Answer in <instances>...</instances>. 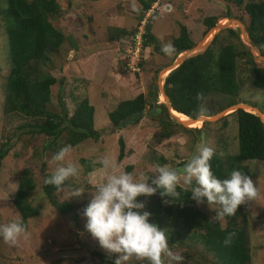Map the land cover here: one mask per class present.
Segmentation results:
<instances>
[{"label": "rangeland", "instance_id": "374dc122", "mask_svg": "<svg viewBox=\"0 0 264 264\" xmlns=\"http://www.w3.org/2000/svg\"><path fill=\"white\" fill-rule=\"evenodd\" d=\"M258 1L264 0H243V4ZM3 2L4 0H0V7ZM56 2L59 11L51 15L48 21L66 39L58 52L49 54V61L41 66L44 73L51 74L57 80L51 87L49 110L61 116L66 114L69 118L79 102L87 98L94 107V125L101 134L97 141L87 140L72 146L71 154L66 157L64 163H76L80 171L77 177L69 178L57 192L58 202L69 201L75 205V210L69 215L60 216L42 193L43 177L40 169L44 165L45 172L53 173L59 166L52 157L63 146L69 145L67 135L63 131L51 144L47 136L32 131L30 125L40 123L39 120L5 111V84L10 62L4 18L0 13V144L8 142L13 147L2 162L0 224L13 220L24 222L15 205V195L23 177L29 178L34 185L28 195L29 205L41 209L38 215L24 222L26 239L22 237L17 245L11 246L0 238V264H115L117 254H109L100 247L98 241L86 231V218L82 215L92 198L91 192L95 191L89 181L99 183L103 175L98 171L100 165H94L93 161L107 155L124 171L127 166H132L130 173L134 176L140 173L151 176L156 164L152 155L164 157L169 167L177 168L176 165L185 162L201 141L225 161L237 155V123L234 117L228 115L217 121L204 122L201 121L203 119H198L190 126L194 129L192 131L193 129H187L173 119L172 114L178 115L170 108L169 113L173 118L168 111L166 118L172 122V132L170 137L164 139L160 119L164 120L165 116L162 114L160 119L150 118L149 105L155 101L154 106L163 104L166 107L159 84L163 88L164 79L170 72L167 69L178 58L185 59L202 52L217 34L220 36L216 47L228 43L237 45L238 41L229 36L226 29L237 32L240 41L253 56L256 66L264 67V58L247 40V34L242 33L239 25L235 24V21L240 22L245 32L246 14L243 5L236 6L235 0H156L150 8L152 11L149 21L151 33L157 38V43L156 46L146 48L141 46L140 52L132 50L136 35L124 37L122 30H118L125 29L129 32L132 27L137 26L142 13L138 0H135L138 11L132 8L133 0ZM209 16L217 17L218 21L213 28L207 30L203 20ZM181 26L187 29L194 47L193 50H188L191 53L185 51L173 58V54L166 55L161 48L162 44L171 43L173 38L179 36ZM210 34L212 36L207 38ZM71 42H74L76 49L71 47ZM244 60L239 61V78L243 84L239 85L238 95L233 100L238 103L236 105H256L254 108L264 118V90L252 87L246 73L248 65ZM139 94L145 95L147 106L137 124H127L122 129L111 132L108 113L121 101L133 99ZM231 100L232 98L224 95L211 94L204 106L213 115L204 117L212 118L232 109L229 106ZM187 121L192 120L187 118ZM66 124L65 122L64 126ZM119 138L125 146L124 158L120 161L117 159ZM88 162L93 166L91 172L86 171ZM240 166L256 181L261 193L260 199L242 206L248 222L250 264H264V162L244 161ZM180 187L184 188L183 185ZM76 189L84 193L74 196ZM194 202L210 220H213L216 210L220 209L217 204L209 206L207 201L202 204ZM215 221L220 228H225L227 224V218ZM172 250L184 257L182 264H204L211 262L213 258L211 254L205 253L202 246L192 245L189 241ZM125 264H147V261L132 258Z\"/></svg>", "mask_w": 264, "mask_h": 264}, {"label": "trees", "instance_id": "16d2710c", "mask_svg": "<svg viewBox=\"0 0 264 264\" xmlns=\"http://www.w3.org/2000/svg\"><path fill=\"white\" fill-rule=\"evenodd\" d=\"M138 2L142 13L137 20V26L132 27L129 32L125 29H118L122 30L121 34L124 37L136 35L141 22L145 19L146 12L156 0H138ZM234 3L236 6L243 5L247 19L246 34L259 54L264 57V1L243 4V0H235ZM58 11L59 5L56 0H4L0 7V13L4 18L10 62L5 84V111L7 113L17 112L31 120H39L40 123L30 125V127L35 134L47 136L51 144L65 131L69 145L77 146L87 140L97 141L101 133L94 125V107L87 98L79 102L69 118L66 114L61 116L49 110L51 87L56 84L57 80L51 74L44 73L41 66L49 61V54L58 52L66 39L63 33L48 21V18L57 14ZM149 19L147 18L143 25L142 48L156 46L157 43V38L151 33ZM217 21V17L209 16L203 20V25L209 30L216 25ZM226 32L238 41L237 45L228 43L216 47L220 36L217 34L212 43L202 52L185 58L165 77L164 93L169 99L170 107L180 118L190 120L198 118L196 113L200 102L195 99L197 92H203L206 100L211 94H220L232 98L229 106L238 104L233 99L238 95L239 85L243 84L239 78L241 73L239 72V61L242 59H245V64L248 65L246 73L252 87L264 90V67L254 64L253 56L240 41L235 30L226 29ZM71 44V47L76 49L74 42ZM171 44L175 48L173 58L194 47L184 26L180 27L179 36L173 38ZM154 102L149 105L151 110L148 116L159 118L164 114L165 119H159L163 132L162 138L166 139L171 136L172 122L166 118V107L163 104L154 106ZM146 106L144 94L118 103L115 109L108 113L111 132L122 129L127 124H137L139 114H144ZM212 115L209 110H206L205 116ZM229 116L234 117L237 123L238 153L227 158L226 161L216 155L213 156L212 170L220 179L228 178L233 169L246 174L245 169L239 167V164L244 161L264 162V123L253 111L237 110ZM65 122L67 124L64 126ZM118 147L117 159L120 161L125 153L121 138L118 139ZM12 148L8 142L0 144V175L2 162ZM152 158L156 164H166L162 156L152 155ZM183 163L184 161L180 162L176 167L179 168ZM88 164L86 171L91 172L93 166L89 162ZM131 170L132 166L125 168L127 172ZM40 171L43 177L41 183L43 195L60 216L69 215L75 210V205L69 201L58 202L57 200V192L65 184L60 187L46 184L45 180L52 173L45 172L44 165ZM33 189L34 185L31 180L23 177L15 195V205L24 222L41 211L40 207L33 208L28 203V195ZM177 191L180 192V196L174 201L169 197H161L148 206V211L152 216L151 222L166 229L169 246L171 248L184 246L185 241H189L192 245L202 246L205 253L213 257L211 262L204 264H250L248 222L243 206L241 205L234 215L226 216L227 224L225 228H220L215 219L210 220L195 206V200L190 193L191 189L184 191L183 187H178ZM144 197H138V200L141 201ZM165 200L169 202L165 203ZM232 232H235V236L231 245L226 247L222 241L228 233Z\"/></svg>", "mask_w": 264, "mask_h": 264}, {"label": "clouds", "instance_id": "9594fccd", "mask_svg": "<svg viewBox=\"0 0 264 264\" xmlns=\"http://www.w3.org/2000/svg\"><path fill=\"white\" fill-rule=\"evenodd\" d=\"M132 8L138 11L135 0ZM161 50L166 55H172L175 48L168 43L162 44ZM195 99L200 102L196 115L203 118L206 114V97L203 92H197ZM71 152L72 146L65 145L54 154L52 159L59 166L45 180L46 184L60 187L69 178L79 175L78 164L64 163ZM214 155V150L201 141L200 147L182 169L157 163L151 176L144 173L134 176L122 170L107 155L94 160L93 164L100 165L98 171L103 175L99 183L89 181L95 191L91 192L92 198L82 213L86 218V231L106 252L117 254L115 264H125L132 258L147 261V264H182L184 257L169 246L166 229L150 222L151 213L144 210L145 204L138 197H150L162 190V198L169 197L174 201L180 196L178 187L183 185L184 191L191 189L190 193L197 204L206 200L209 206H220L219 210L215 209L216 215L212 218L217 221L234 215L241 205L261 198L256 181L240 170L233 169L228 178H218L212 170ZM83 193L76 189L74 196ZM234 236L235 232L228 233L222 241L223 245H231ZM22 237L26 239L27 233L21 220L0 224V238L5 243L15 246Z\"/></svg>", "mask_w": 264, "mask_h": 264}, {"label": "water", "instance_id": "95a60500", "mask_svg": "<svg viewBox=\"0 0 264 264\" xmlns=\"http://www.w3.org/2000/svg\"><path fill=\"white\" fill-rule=\"evenodd\" d=\"M235 24H237V25H239V27H240V29L242 30V33H246V30H245V32H244V27H243V25L242 24H240V22H238V21H235ZM247 40H249V38H247ZM249 42L251 43V44H253L250 40H249ZM193 50V49H192ZM189 53H191L190 51H188ZM258 52V51H257ZM262 57V56H261ZM262 58H264V57H262ZM183 60L184 59H182V58H178L177 59V61H175L171 66H169V67H172V70H174L176 67H178L182 62H183ZM168 68V67H167ZM171 70V71H172ZM170 71V72H171ZM169 72V73H170ZM160 74V73H159ZM159 88H160V92H161V94L163 95V97H164V99H165V104H166V107H167V111H168V114L170 115V113H169V110H170V102H169V99H168V97L165 95V93H164V90H163V88H162V85L161 84H159ZM233 108V110H232V112H230V114L231 113H233V112H235V111H237V110H245L246 109V106L245 105H235V106H232ZM249 107V106H248ZM251 110H253L254 111V114H256L259 118H260V120L264 123V119H263V116H262V114H261V112H259L256 108H254V107H249ZM246 111V110H245ZM227 112H222V113H220V114H218V115H216V116H214V117H212V118H205V117H203L202 119V121L204 122V121H217V120H219V119H221V118H223V117H226V116H228L229 114H226ZM143 114H139V116H142ZM170 117L171 118H173L171 115H170ZM174 120H176V122L178 123V124H180V125H182V126H185V124H183V123H180L177 119H175V118H173ZM198 119H200V118H196L195 120H192V121H196V120H198ZM186 127V126H185ZM187 128V127H186ZM187 129H193V128H187ZM200 144H201V142H199L196 146H195V148H194V150H193V152L191 153V155H190V157L184 162V164H182L179 168H175V169H182L189 161H190V159H191V157H192V155L194 154V152L200 147ZM160 191H162V190H158L157 191V193L155 194V195H153V196H150V197H144L142 200H141V202H144V204H145V209L144 210H146V211H148V206L150 205V204H153V203H155L157 200H159L160 198H161V196H160ZM150 218L152 219V216H150Z\"/></svg>", "mask_w": 264, "mask_h": 264}, {"label": "built area", "instance_id": "2783aa9c", "mask_svg": "<svg viewBox=\"0 0 264 264\" xmlns=\"http://www.w3.org/2000/svg\"><path fill=\"white\" fill-rule=\"evenodd\" d=\"M154 8V6H153ZM151 9L148 10L145 14V19L141 22V26L139 28V31L137 32L135 38L133 39L134 43H135V46L132 47V50H135L136 52H140V47H141V35L143 34V25L144 23L147 21L146 19L150 17V13H151ZM140 41V44L139 42Z\"/></svg>", "mask_w": 264, "mask_h": 264}, {"label": "bare ground", "instance_id": "6f19581e", "mask_svg": "<svg viewBox=\"0 0 264 264\" xmlns=\"http://www.w3.org/2000/svg\"><path fill=\"white\" fill-rule=\"evenodd\" d=\"M212 35L210 34V35H208L207 36V38H209V37H211ZM167 70H169V71H171L172 70V67H169ZM232 110L233 109H230V110H228L227 111V113L226 114H228V113H230V112H232ZM245 110H247V111H253V110H251L248 106H246V109ZM254 112V111H253ZM172 116L175 118V119H177L180 123H183V122H185V123H183V124H185V126L187 127V128H190V126L191 125H193L196 121H198V120H196V121H187V118H180L179 116H175L174 114H172ZM200 119H202V118H200ZM264 119V118H263ZM202 121V120H201Z\"/></svg>", "mask_w": 264, "mask_h": 264}, {"label": "flooded vegetation", "instance_id": "af4514ba", "mask_svg": "<svg viewBox=\"0 0 264 264\" xmlns=\"http://www.w3.org/2000/svg\"><path fill=\"white\" fill-rule=\"evenodd\" d=\"M184 164V163H183Z\"/></svg>", "mask_w": 264, "mask_h": 264}]
</instances>
